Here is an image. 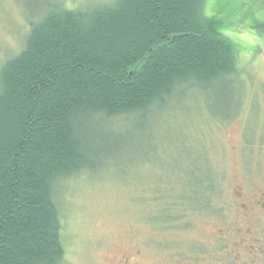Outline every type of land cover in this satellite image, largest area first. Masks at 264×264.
<instances>
[{
  "label": "rangeland",
  "instance_id": "rangeland-1",
  "mask_svg": "<svg viewBox=\"0 0 264 264\" xmlns=\"http://www.w3.org/2000/svg\"><path fill=\"white\" fill-rule=\"evenodd\" d=\"M112 1L0 0V62L22 49L30 21L48 8ZM205 10L228 23L224 31L240 55L235 74L206 86L177 87L164 106L145 113H83L75 121L83 168L53 188L64 264H215V256L229 250L244 254L240 247H261L264 0H207ZM197 168L198 175L216 180L205 191L212 207H185L181 220L164 224L152 182L190 178ZM234 188H244L247 205L256 210L245 215Z\"/></svg>",
  "mask_w": 264,
  "mask_h": 264
},
{
  "label": "trees",
  "instance_id": "trees-1",
  "mask_svg": "<svg viewBox=\"0 0 264 264\" xmlns=\"http://www.w3.org/2000/svg\"><path fill=\"white\" fill-rule=\"evenodd\" d=\"M207 0H114L50 7L0 62V264H64L54 183L83 167L75 121L164 106L175 88L237 72L239 49ZM154 180L164 224L212 206L209 175ZM175 191V195L173 192ZM204 194V197H201ZM180 210V211H179Z\"/></svg>",
  "mask_w": 264,
  "mask_h": 264
},
{
  "label": "flooded vegetation",
  "instance_id": "flooded-vegetation-1",
  "mask_svg": "<svg viewBox=\"0 0 264 264\" xmlns=\"http://www.w3.org/2000/svg\"><path fill=\"white\" fill-rule=\"evenodd\" d=\"M233 197L236 199V202L240 203V209L245 213V215H247L246 213H249L251 210H256V206H248L247 202H246V195H247V191L244 190V188H242V191H238V189H233L232 192ZM260 203V202H258ZM212 204V202H211ZM212 206L209 207H204V208H211ZM259 209L262 210V213L264 214V206L259 205ZM253 231L250 230L247 232V234L245 235L248 239V234ZM264 232V231H263ZM232 233V237H233V241H235L239 235L240 232H238L237 230ZM262 240L261 242V247L260 244L257 248H254V246H248L247 248L244 247H240L241 250L244 252V254H241L239 252H235L232 253L229 250L228 254H223L221 256H215L216 259H219L215 262V264H256V263H260L262 262V264H264V233L262 234ZM242 243V242H240ZM238 247L236 246L235 250Z\"/></svg>",
  "mask_w": 264,
  "mask_h": 264
}]
</instances>
